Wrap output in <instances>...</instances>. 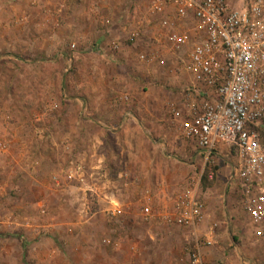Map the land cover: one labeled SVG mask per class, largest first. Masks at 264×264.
Masks as SVG:
<instances>
[{"label": "rangeland", "instance_id": "rangeland-1", "mask_svg": "<svg viewBox=\"0 0 264 264\" xmlns=\"http://www.w3.org/2000/svg\"><path fill=\"white\" fill-rule=\"evenodd\" d=\"M154 1L0 0V264H191L203 236L141 213L190 188L214 220L236 216L237 261L264 260L234 150L205 160L181 128L213 90H195L192 41L172 48L159 22L194 20Z\"/></svg>", "mask_w": 264, "mask_h": 264}, {"label": "built area", "instance_id": "built-area-1", "mask_svg": "<svg viewBox=\"0 0 264 264\" xmlns=\"http://www.w3.org/2000/svg\"><path fill=\"white\" fill-rule=\"evenodd\" d=\"M171 2L175 16L190 13L194 26L192 32L178 31L164 16L159 23L167 30L165 37L175 49L192 41L186 69L195 90H213L199 107L192 104L191 115L181 122V128L196 142L205 160L221 145L234 150L237 162L232 176L243 181L248 217L264 224V0ZM152 9L163 12L162 0H155ZM112 45L116 46L114 42ZM174 114L177 117L180 112L175 110ZM255 126L263 128L262 133ZM213 175L208 168L207 177ZM112 212L116 215L123 210L115 203ZM141 213L145 218L159 217L166 223L188 228L194 234L204 219L205 203L190 188L174 200L171 209L163 207L154 212L146 203ZM216 225L212 222L209 230L214 231ZM205 244H211L206 234L202 243L189 248L191 264H203Z\"/></svg>", "mask_w": 264, "mask_h": 264}, {"label": "crops", "instance_id": "crops-1", "mask_svg": "<svg viewBox=\"0 0 264 264\" xmlns=\"http://www.w3.org/2000/svg\"><path fill=\"white\" fill-rule=\"evenodd\" d=\"M224 147H225V149L228 150V152H230V149L227 146L221 145L217 148V150L214 153L220 151V149L224 148ZM129 148L130 147H128L125 150L119 151V153H121V154L127 153L128 155H130L131 153L134 154L133 152H131V150H129ZM198 153L203 156V153H202L200 148L198 150ZM236 162H237V157H236V161H234L232 163L231 174H233V168H234V166H236ZM199 198H200V196H199ZM200 199H202V198H200ZM111 203H117V201L113 199V200H111ZM116 215H120V214H116ZM219 218H220V220H214L215 217L211 214L209 207L205 204L204 219L197 226L196 230L194 231L195 232L194 234H197L200 237L203 236L204 234H206L207 237L209 239H211V244L208 245V247L204 246L202 248V249H204V251L206 249L208 250L206 255H205V252L203 254V264H246V261L249 262L250 260L252 261V264H264V260L260 259L259 257L255 259V258H253V256H251V258H249L250 260L246 259L245 263H244V261H241V260L237 261V259H236L237 253L238 254H244V255L247 254V252H244V251H243V253H241V250H246L245 246L243 244L241 246H239V244L238 245L233 244L232 239H229L230 241L227 243L224 242V239L228 238V230H226L225 228H226V226L229 225V223L232 220H234V218H236V216L235 215H233V216L232 215L231 216L226 215V216H220ZM156 219L162 220L159 217H157ZM221 219L223 221H221ZM212 222L219 223L220 227L218 229H214V231H210L209 225ZM260 233H261V231H257L254 234V236L256 235L257 236V237L255 236L256 238L261 237L262 235H260ZM149 236L151 237L152 235L149 234ZM154 241L155 240H153V242ZM161 264H165V261H162Z\"/></svg>", "mask_w": 264, "mask_h": 264}]
</instances>
